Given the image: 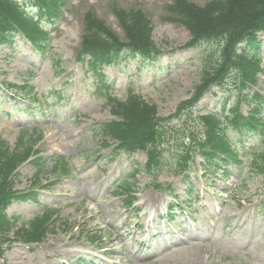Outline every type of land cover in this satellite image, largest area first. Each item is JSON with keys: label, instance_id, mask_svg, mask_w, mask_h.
Returning a JSON list of instances; mask_svg holds the SVG:
<instances>
[{"label": "rangeland", "instance_id": "obj_1", "mask_svg": "<svg viewBox=\"0 0 264 264\" xmlns=\"http://www.w3.org/2000/svg\"><path fill=\"white\" fill-rule=\"evenodd\" d=\"M187 1L202 7L211 0ZM172 4L67 0L55 22L45 24L50 39L44 52L21 37L0 45V138L12 149L32 145L47 162L64 157L71 167L70 175L58 177L49 189V173L34 186L32 163L17 170L16 189L39 195L37 203L15 202L7 210L9 217L20 219L17 226L44 208L59 209L60 214L45 243L30 248L16 242L0 264H264L263 176L245 167L228 178L221 171L204 176L197 167L189 174L190 184L167 169L150 181L144 153L126 154L113 140L105 149L98 135L100 124L116 118L110 104L87 88L93 77L78 62L86 16L94 14L124 39L114 9L138 8L147 14L161 62L137 78L139 59L123 56L118 66L105 70L112 82L109 94L125 101L134 91L168 118L190 96L204 62L214 60L218 51L217 42L186 47L190 32L169 11ZM236 83L232 77L226 88L235 91ZM255 90L264 94V73ZM225 97L213 88L196 109L208 111ZM34 99L39 101L36 118L26 108ZM241 108L248 113L246 103ZM261 116L264 120V108ZM121 186L131 188L133 207L126 205L129 197L120 193ZM179 202L188 204L190 213Z\"/></svg>", "mask_w": 264, "mask_h": 264}, {"label": "trees", "instance_id": "obj_2", "mask_svg": "<svg viewBox=\"0 0 264 264\" xmlns=\"http://www.w3.org/2000/svg\"><path fill=\"white\" fill-rule=\"evenodd\" d=\"M65 3L66 0H24L23 3L0 0V45L12 44L15 37L21 36L33 49L43 51L49 35L45 24L55 22ZM29 8L36 14L31 15ZM168 9L190 32L191 40L186 47L218 44L216 58L204 62L199 82L168 118L160 117L156 106L132 91L125 102L112 98L108 95L111 83L103 74L105 68L117 65L128 55L139 58L138 73L159 63L162 53L153 40V25L147 14L138 8L114 9L124 39L94 14L89 13L85 18L78 60L92 73V88L105 96L116 117L97 130L98 135H102L104 148L113 140L119 144L117 149L125 153H145L148 158L145 170L153 179L168 169L173 176L189 181L188 172L196 170L198 157L203 160L200 165L206 175L221 171L228 177L231 175L228 167L240 169L245 163L240 158L247 157L245 166L250 172L264 177V121L261 117L264 96L253 90L258 85L259 75L264 73L260 50L263 41L259 38L264 34V0H211L202 7L187 0H173ZM231 77L237 82L238 90L222 91L227 92L229 98H235L233 105L226 98L218 100L220 109L207 112L195 109L213 87L223 89ZM246 90L249 93L244 95ZM244 103L250 108L247 115L241 109ZM249 140L256 144L246 147ZM38 154L32 145L12 149L0 138V258L4 248L14 241L28 246L44 243L50 226L58 217L57 210L48 209L18 227L19 219L10 218L6 213L15 201L36 202L38 199L37 193L20 194L15 189V172L32 158L34 182L48 173L54 177L70 174V163L65 158L56 157L49 166L44 158L36 157ZM122 189L131 191L125 186ZM179 206L187 209L182 203ZM11 237H15L14 240Z\"/></svg>", "mask_w": 264, "mask_h": 264}, {"label": "bare ground", "instance_id": "obj_3", "mask_svg": "<svg viewBox=\"0 0 264 264\" xmlns=\"http://www.w3.org/2000/svg\"><path fill=\"white\" fill-rule=\"evenodd\" d=\"M157 236H159V234L157 235ZM160 237H158V239H159ZM156 240H157V238H156Z\"/></svg>", "mask_w": 264, "mask_h": 264}]
</instances>
